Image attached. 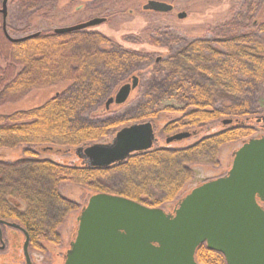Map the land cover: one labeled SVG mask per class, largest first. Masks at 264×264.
Masks as SVG:
<instances>
[{
  "label": "trees",
  "instance_id": "trees-1",
  "mask_svg": "<svg viewBox=\"0 0 264 264\" xmlns=\"http://www.w3.org/2000/svg\"><path fill=\"white\" fill-rule=\"evenodd\" d=\"M48 3L11 0L10 7L29 13ZM258 15L254 12L246 24L239 16L212 28L210 38L187 41L166 35L162 40L152 39L153 46H162L168 53L166 58L153 60L89 32L90 28L66 34L39 31L11 42L0 14V62L4 64L0 66V106L36 89L70 83L41 106L0 115V152L21 146H40L48 152L76 150L100 143L122 127L153 123L161 114L181 115L163 127L162 134L169 136L231 120L220 132L189 147H152L107 168L88 167L82 161L60 165L40 159L30 149L16 162L0 159V220L18 224L29 237L28 249L44 252V244H60L58 229L65 218L81 211L60 194L62 183L77 185L92 195L119 196L161 208L174 202L192 179V166L217 168L221 147L252 138L256 130L247 122L264 115L258 107L264 92V17ZM5 28L8 33L6 24ZM133 77L138 84L127 101L106 106L114 97L113 90L120 83L129 84ZM135 92L137 97L125 112L104 118L111 106L126 105ZM170 98L181 107L160 108L161 101ZM102 106L99 118L91 119ZM194 257L198 264H226L222 254L205 244Z\"/></svg>",
  "mask_w": 264,
  "mask_h": 264
},
{
  "label": "water",
  "instance_id": "water-1",
  "mask_svg": "<svg viewBox=\"0 0 264 264\" xmlns=\"http://www.w3.org/2000/svg\"><path fill=\"white\" fill-rule=\"evenodd\" d=\"M2 0L0 14L6 38L13 42L33 36L11 38L6 32L7 6ZM143 10L168 13L172 6L149 1ZM180 19L184 13L178 15ZM94 18L55 34L83 31L105 23ZM136 77L122 85L110 104L122 105L137 87ZM264 125V117L256 120ZM224 126L231 120H223ZM189 132L166 137L170 144L187 139ZM155 143L151 122L132 124L118 130L109 143H95L75 150L76 156L92 168H107L131 155L152 149ZM264 136L251 138L234 152L231 168L224 177L201 184L181 199L172 214L138 202L108 194L91 195L77 218L74 240L64 264H198L196 249L206 247L223 255L226 264H264ZM1 226L24 235L25 264L29 237L16 223L0 220ZM3 248V247H2Z\"/></svg>",
  "mask_w": 264,
  "mask_h": 264
},
{
  "label": "rangeland",
  "instance_id": "rangeland-1",
  "mask_svg": "<svg viewBox=\"0 0 264 264\" xmlns=\"http://www.w3.org/2000/svg\"><path fill=\"white\" fill-rule=\"evenodd\" d=\"M149 1L168 4L172 6V11L155 13L143 10V6ZM10 3L11 0H9L7 6L6 25L9 27L7 30L8 34L12 38H21L39 31L51 32L57 28L72 27L94 18H105V23L90 28L88 31L98 32L117 46L148 55L153 60L166 58L168 53L166 48L162 46H153L152 39L162 40L166 38V35L187 41L210 38L208 35L210 29L227 23L233 18L242 16L244 17V24H246V20L254 18V12L258 11V16L264 17V0H49L48 5H44L40 9L29 13L21 12L19 6H15L12 10ZM245 5L246 7L244 8ZM180 13H184L185 17L180 19L178 17ZM3 65L0 62V66ZM141 70L145 72L146 68L143 67ZM123 83H120L113 90L112 96ZM69 86L70 83H58L33 90L17 102L1 105L0 115L12 114L41 106L55 95L64 92ZM137 94V92L132 94L126 105H130V102L137 97ZM260 98L258 107L260 110H264V92L261 93ZM126 105L121 107L111 106L109 112L103 114L104 118L121 115L128 109V105ZM165 107L177 109L181 106L175 98H170L161 101L160 108ZM102 110L103 106L91 115V119L99 118ZM180 117L181 115L178 113L161 114L157 120L153 121L154 149L186 148L203 137L220 132L224 126L221 121H217L200 129L186 130L184 132L191 134L189 138L166 144L165 139L169 135L162 134L163 127ZM261 117H264V115ZM256 120L253 119L247 122L248 125L256 130L252 138L264 136V127L260 126L262 123L259 125ZM113 137L114 135L108 136L100 143H109ZM246 141L231 143L221 147L218 154L219 164L217 168L207 165L192 166V179L185 185L174 202L160 209L171 213L177 203L192 189L205 182L226 176L231 168L234 152ZM25 149H30L40 159L50 160L60 165L71 166L79 164L81 161L76 156L75 149L62 148L58 151V148H55V150L48 152L43 151L40 146H21L15 150L1 151L0 156L2 158L0 157V159L10 163L16 162L24 157L23 152ZM59 192L65 199L78 205L80 209L87 204L88 199L92 195L81 187L68 183L60 184ZM79 213L80 210L69 214L58 229L61 238L59 245L44 244V252L28 249L32 264H64L65 253L76 234ZM1 229L2 234H4V249L0 250V264H25L22 253L24 235L20 231L6 226H1Z\"/></svg>",
  "mask_w": 264,
  "mask_h": 264
},
{
  "label": "flooded vegetation",
  "instance_id": "flooded-vegetation-1",
  "mask_svg": "<svg viewBox=\"0 0 264 264\" xmlns=\"http://www.w3.org/2000/svg\"><path fill=\"white\" fill-rule=\"evenodd\" d=\"M259 125H260V123H258ZM260 126H263L264 127V125L263 124H261ZM178 204V203H177ZM165 213H167V214H169L170 212H165ZM173 213V211L170 213V214H172ZM76 235V234H75ZM74 238H75V236H74ZM74 238H73V240H74ZM72 240V241H73ZM71 243V242H70ZM3 247V248H2ZM4 249V234H2V229H1V231H0V250H3ZM66 254V253H65ZM66 256V255H65Z\"/></svg>",
  "mask_w": 264,
  "mask_h": 264
}]
</instances>
